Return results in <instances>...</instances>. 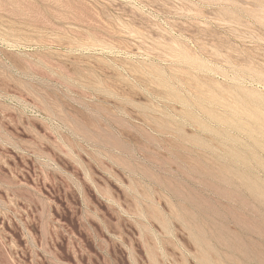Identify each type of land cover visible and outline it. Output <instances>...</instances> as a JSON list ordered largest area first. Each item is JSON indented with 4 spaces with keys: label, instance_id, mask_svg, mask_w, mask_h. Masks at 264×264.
<instances>
[{
    "label": "rangeland",
    "instance_id": "rangeland-1",
    "mask_svg": "<svg viewBox=\"0 0 264 264\" xmlns=\"http://www.w3.org/2000/svg\"><path fill=\"white\" fill-rule=\"evenodd\" d=\"M0 264H264V0H0Z\"/></svg>",
    "mask_w": 264,
    "mask_h": 264
}]
</instances>
